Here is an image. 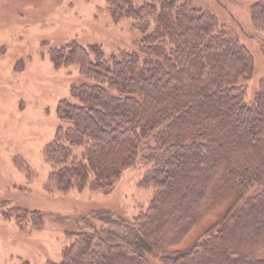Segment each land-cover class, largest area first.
<instances>
[{"label": "trees", "instance_id": "16d2710c", "mask_svg": "<svg viewBox=\"0 0 264 264\" xmlns=\"http://www.w3.org/2000/svg\"><path fill=\"white\" fill-rule=\"evenodd\" d=\"M139 1L107 8L146 33L140 53L107 56L75 40L51 49L54 67L75 65L93 82L71 85L77 102H59L65 125L45 151L61 193L108 194L143 163L152 199L132 219L83 215L62 260L47 264H152L149 254L170 264H264V80L246 101L254 59L211 11L192 0ZM250 10L264 30V0ZM4 215L20 227L45 223L39 210Z\"/></svg>", "mask_w": 264, "mask_h": 264}, {"label": "rangeland", "instance_id": "374dc122", "mask_svg": "<svg viewBox=\"0 0 264 264\" xmlns=\"http://www.w3.org/2000/svg\"><path fill=\"white\" fill-rule=\"evenodd\" d=\"M192 1L215 14L250 51L254 72L245 83L246 101H255L264 80V30L254 26L250 10L258 0ZM107 6V0H0V264L60 262L83 215L107 209L132 219L152 199L153 188L141 185L143 163L127 168L108 194L89 188L61 193L49 177L45 148L65 125L58 104L77 102L72 84L93 82L75 65L54 67L51 49L75 40L86 47L98 43L107 56L120 49L141 52L146 33L133 27L132 18L115 21ZM13 207L41 211L43 227H20L6 218ZM148 258L170 264L157 254Z\"/></svg>", "mask_w": 264, "mask_h": 264}]
</instances>
